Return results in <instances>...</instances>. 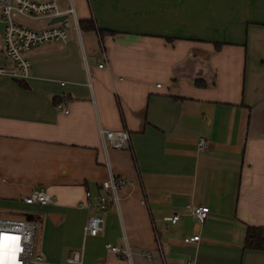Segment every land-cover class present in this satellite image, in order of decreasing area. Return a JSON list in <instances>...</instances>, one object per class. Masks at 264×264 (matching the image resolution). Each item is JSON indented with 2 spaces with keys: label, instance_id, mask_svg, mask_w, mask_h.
Returning a JSON list of instances; mask_svg holds the SVG:
<instances>
[{
  "label": "crops",
  "instance_id": "crops-1",
  "mask_svg": "<svg viewBox=\"0 0 264 264\" xmlns=\"http://www.w3.org/2000/svg\"><path fill=\"white\" fill-rule=\"evenodd\" d=\"M56 3L107 32L76 30L68 15L66 43L27 52V78L0 74V217L22 209L42 224L43 264L79 249L83 264H264V250L243 247L248 226L264 227V0ZM12 66L0 32V67ZM100 129L126 130L129 147L104 148ZM109 171L131 181L119 206L81 208ZM38 187L53 201L26 204ZM95 213L103 230L85 235ZM173 213L183 215L170 225Z\"/></svg>",
  "mask_w": 264,
  "mask_h": 264
},
{
  "label": "built area",
  "instance_id": "built-area-1",
  "mask_svg": "<svg viewBox=\"0 0 264 264\" xmlns=\"http://www.w3.org/2000/svg\"><path fill=\"white\" fill-rule=\"evenodd\" d=\"M61 15H71L74 19V29L78 30V22L75 18L74 9L69 8L66 11L58 9L56 0H0V17L4 22L1 31L2 50L6 58L13 64L11 68L0 67V74H7L13 78L25 79L28 77L31 63L27 57V52L33 47L44 43H66L68 39L67 19L62 24L56 22L48 24L41 29L29 28L17 21V17L29 19L47 18L51 20ZM102 67V64L98 65ZM100 135L104 148L123 149L129 147V133L124 129H100ZM198 150L207 149L209 141L206 137L199 136L196 141ZM125 177L108 172L106 179L100 182L97 195L93 196L90 191L85 192V200L79 202L81 208H96L105 211L114 206L118 207L122 199L121 191L130 184ZM26 204L47 205L53 201L50 195L42 187L35 188L24 197ZM143 202V201H141ZM184 212L196 218L200 222L204 221L209 213V207L206 205L186 204ZM183 214L173 213L170 217V225H175ZM104 218L101 214L95 213L88 217L83 228L85 235L97 236L103 230ZM37 225L28 219H14L0 217V237H2V246H0V264H43V256L34 251L37 244ZM199 240V235L194 234L185 237L183 242L192 243ZM158 248H161L156 236ZM105 248L111 253L117 255L124 254L130 261L131 252L126 247L123 253L118 246L105 243ZM143 255L152 260L150 253ZM65 264H83L82 252L73 251L67 258ZM192 264V263H187Z\"/></svg>",
  "mask_w": 264,
  "mask_h": 264
},
{
  "label": "trees",
  "instance_id": "trees-1",
  "mask_svg": "<svg viewBox=\"0 0 264 264\" xmlns=\"http://www.w3.org/2000/svg\"><path fill=\"white\" fill-rule=\"evenodd\" d=\"M79 28L84 31H93L97 35L103 36L106 29L98 27L93 20V18L81 19L78 21ZM197 85H204L202 80H196ZM56 102V100H55ZM244 249H255V250H264V227H253L248 226L243 242Z\"/></svg>",
  "mask_w": 264,
  "mask_h": 264
},
{
  "label": "rangeland",
  "instance_id": "rangeland-1",
  "mask_svg": "<svg viewBox=\"0 0 264 264\" xmlns=\"http://www.w3.org/2000/svg\"><path fill=\"white\" fill-rule=\"evenodd\" d=\"M72 16L70 15L69 16V18H68V22H71V18ZM25 18V17H24ZM17 21L19 22V23H23L24 22V20H23V18H20V17H17ZM27 211H25V210H22V209H20V210H12V209H7V211H6V213L3 215L4 217H8V218H23L24 219V217L22 216V213L24 214V213H26ZM93 213V212H92ZM27 214V213H26ZM28 214H30V213H28ZM36 225H37V239H39V235H40V232L42 231V224L41 223H39V222H37L36 223ZM101 234V233H100ZM36 247H37V244H36V246H35V249H34V251H36ZM78 251H80V249L78 250Z\"/></svg>",
  "mask_w": 264,
  "mask_h": 264
},
{
  "label": "water",
  "instance_id": "water-1",
  "mask_svg": "<svg viewBox=\"0 0 264 264\" xmlns=\"http://www.w3.org/2000/svg\"><path fill=\"white\" fill-rule=\"evenodd\" d=\"M66 18H67L66 15H61V16L54 17V18H52L49 21V24H53V23H56V22H61L63 24L65 22ZM3 26H4V22L0 21V32L2 31Z\"/></svg>",
  "mask_w": 264,
  "mask_h": 264
},
{
  "label": "snow or ice",
  "instance_id": "snow-or-ice-1",
  "mask_svg": "<svg viewBox=\"0 0 264 264\" xmlns=\"http://www.w3.org/2000/svg\"><path fill=\"white\" fill-rule=\"evenodd\" d=\"M0 246H2V237H0Z\"/></svg>",
  "mask_w": 264,
  "mask_h": 264
}]
</instances>
